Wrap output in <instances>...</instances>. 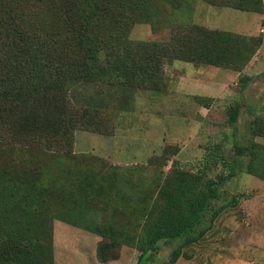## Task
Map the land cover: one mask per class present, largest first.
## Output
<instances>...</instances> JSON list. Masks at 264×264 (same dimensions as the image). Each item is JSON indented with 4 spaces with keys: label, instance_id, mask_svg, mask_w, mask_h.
<instances>
[{
    "label": "rangeland",
    "instance_id": "1",
    "mask_svg": "<svg viewBox=\"0 0 264 264\" xmlns=\"http://www.w3.org/2000/svg\"><path fill=\"white\" fill-rule=\"evenodd\" d=\"M226 1L179 0L175 6L167 0H153L155 23H136L129 38L173 42L181 32L197 31L195 26L261 38L262 45L242 73L161 58V71L148 88L74 83L69 88L74 104L98 109L108 132L76 130L70 151L56 150L52 143L4 150L5 158H0L4 169L18 179L29 176L48 187L45 209L54 218L46 241L50 264L138 263L141 251L123 241L112 245L110 257L103 261L100 247L109 238L80 225L79 220L74 225L55 219L66 216L69 207L77 208V216L87 223L139 234L144 230L145 207L153 208L159 200L160 176L164 179L174 168L202 173L205 180L228 175L238 157L236 144L252 140L261 144L264 155V12L240 10ZM244 76L250 77L245 88ZM198 96L213 101L206 107ZM237 105L240 113L234 122L232 110ZM254 120L256 135L252 134ZM249 161L245 157L243 167L227 179L217 205L236 202L212 222L201 240L184 247L175 264H264V157L252 159L253 174L247 172ZM94 176L103 194L92 186L89 192L101 197L85 204L88 197L76 190L82 192L80 184L86 177L94 182ZM105 177L114 179L113 190ZM72 196L76 203L67 202ZM170 253L171 247L163 245L155 264H168Z\"/></svg>",
    "mask_w": 264,
    "mask_h": 264
},
{
    "label": "trees",
    "instance_id": "2",
    "mask_svg": "<svg viewBox=\"0 0 264 264\" xmlns=\"http://www.w3.org/2000/svg\"><path fill=\"white\" fill-rule=\"evenodd\" d=\"M167 2L179 5V0ZM226 3L240 10L264 12L262 0ZM153 4V0H0V158H5L7 147L15 145L52 143L56 150L70 151L79 129L108 132L98 109L74 104L69 89L74 83L148 88L161 71V58L242 73L263 43L258 37L201 26H195L199 36L193 30L191 34L181 32L173 42L131 41L129 30L136 23H155ZM243 80L245 88L250 77ZM197 99L206 107L213 101L204 96ZM239 113L237 105L232 110L234 122ZM256 123H252L253 135L258 131ZM260 148L261 144L253 140L247 145L236 144L238 157L231 172L216 179L205 180L202 173L180 168H174L164 179L160 176L159 200L153 208L145 207L144 230L139 234L120 233L110 225L90 220L87 223L77 216V208L69 207L66 216L55 219L86 225L109 238L110 242L100 247L103 261L110 257L112 245L123 241L141 251L137 264H155L163 245L171 247L167 263L175 264L184 247L201 240L212 222L236 202L217 205L223 196L222 187L243 167L245 157L250 158L247 172L254 173L252 159L264 157ZM16 175L0 165V264H50L46 241L54 218L45 209L48 187L32 177L18 179ZM95 178L93 182L86 177L80 184L82 192L76 190L79 196L88 197L85 204L101 197L89 192L94 186L102 193ZM104 181L114 189L113 178L105 177ZM109 199L107 196L105 202ZM76 200L72 196L67 202Z\"/></svg>",
    "mask_w": 264,
    "mask_h": 264
}]
</instances>
